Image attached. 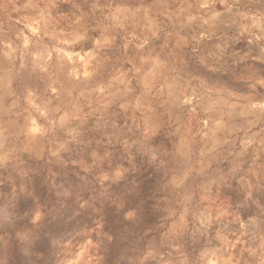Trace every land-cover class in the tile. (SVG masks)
<instances>
[{
	"label": "rangeland",
	"instance_id": "374dc122",
	"mask_svg": "<svg viewBox=\"0 0 264 264\" xmlns=\"http://www.w3.org/2000/svg\"><path fill=\"white\" fill-rule=\"evenodd\" d=\"M9 255L264 264V0H0Z\"/></svg>",
	"mask_w": 264,
	"mask_h": 264
},
{
	"label": "clouds",
	"instance_id": "9594fccd",
	"mask_svg": "<svg viewBox=\"0 0 264 264\" xmlns=\"http://www.w3.org/2000/svg\"><path fill=\"white\" fill-rule=\"evenodd\" d=\"M37 248L39 250V244H37ZM53 259H54L53 256H47V259L44 262V264H51ZM7 264H21V262L14 255H9L8 260H7Z\"/></svg>",
	"mask_w": 264,
	"mask_h": 264
}]
</instances>
